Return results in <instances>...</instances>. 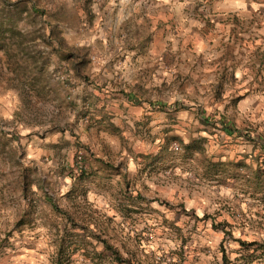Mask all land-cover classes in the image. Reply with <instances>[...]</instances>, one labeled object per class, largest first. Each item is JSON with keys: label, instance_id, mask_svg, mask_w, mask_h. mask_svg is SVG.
I'll return each mask as SVG.
<instances>
[{"label": "rangeland", "instance_id": "1", "mask_svg": "<svg viewBox=\"0 0 264 264\" xmlns=\"http://www.w3.org/2000/svg\"><path fill=\"white\" fill-rule=\"evenodd\" d=\"M0 264H264V0H0Z\"/></svg>", "mask_w": 264, "mask_h": 264}, {"label": "crops", "instance_id": "2", "mask_svg": "<svg viewBox=\"0 0 264 264\" xmlns=\"http://www.w3.org/2000/svg\"><path fill=\"white\" fill-rule=\"evenodd\" d=\"M131 113H135L136 111H130ZM138 113V111H137ZM103 114V113H102ZM119 114V113H118ZM122 114V113H121ZM90 125L88 129H90V134L88 133V130H86V125ZM106 124L104 120H102L101 114H97V116L94 117V115L91 118V121L89 123H83L81 120H78L77 128H78V136L79 139L82 140V142L89 143L91 146V149L95 152H100V142H112L114 136L110 135L109 132H103L100 126ZM226 131V128L224 129ZM106 131V130H105ZM230 132V131H229ZM235 132V131H234ZM234 134V133H233ZM92 195H96L91 194ZM103 198L102 195H96Z\"/></svg>", "mask_w": 264, "mask_h": 264}, {"label": "built area", "instance_id": "3", "mask_svg": "<svg viewBox=\"0 0 264 264\" xmlns=\"http://www.w3.org/2000/svg\"><path fill=\"white\" fill-rule=\"evenodd\" d=\"M78 160H81V156L80 155L78 156ZM78 162H80V161H78Z\"/></svg>", "mask_w": 264, "mask_h": 264}]
</instances>
